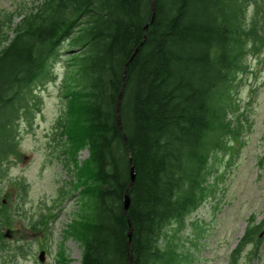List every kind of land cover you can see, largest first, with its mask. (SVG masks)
I'll return each instance as SVG.
<instances>
[{
    "label": "trees",
    "instance_id": "1",
    "mask_svg": "<svg viewBox=\"0 0 264 264\" xmlns=\"http://www.w3.org/2000/svg\"><path fill=\"white\" fill-rule=\"evenodd\" d=\"M262 10L264 0H39L18 21L0 17V179L65 60L53 139L74 160L65 233L80 264H193L178 234L213 193L218 157L241 142L234 93L246 56L264 50ZM3 203L0 241L14 216ZM261 226H247L233 257Z\"/></svg>",
    "mask_w": 264,
    "mask_h": 264
},
{
    "label": "rangeland",
    "instance_id": "2",
    "mask_svg": "<svg viewBox=\"0 0 264 264\" xmlns=\"http://www.w3.org/2000/svg\"><path fill=\"white\" fill-rule=\"evenodd\" d=\"M38 2L0 0V17L14 12L18 21V13L29 11ZM244 64L234 93L237 114L244 121L241 142L232 145L233 154L218 157L209 177L213 193L189 215L178 234L180 248L191 255L193 264H264V50L249 53ZM64 65L65 60L60 59L55 66L56 81L40 90L43 105L34 126L22 127V154L0 179V201L14 213L12 229L0 241V264H80L82 245L65 233L77 207L76 193L69 191L74 160H64L58 140L53 139L65 100L61 89ZM87 156L88 151L82 150L78 158ZM41 215L46 220L36 230L33 224ZM249 224L262 225L258 236L233 257ZM18 245H22L19 252Z\"/></svg>",
    "mask_w": 264,
    "mask_h": 264
},
{
    "label": "water",
    "instance_id": "3",
    "mask_svg": "<svg viewBox=\"0 0 264 264\" xmlns=\"http://www.w3.org/2000/svg\"><path fill=\"white\" fill-rule=\"evenodd\" d=\"M146 27H147V26H146ZM119 99H121V95H120V98H119ZM118 112H119V104H118ZM119 123H120V122H119ZM135 175H136V173H135L134 165L131 164V168H130V178H131V179H130V183H129V185H128V188H127V190H126L125 200H124V202H125V212H126V213L128 212L129 203H130L128 190H129V188L132 186V184H133V182H134V180H135ZM131 234H132V231H131V229H130V231H129L128 245H130V243H131ZM43 256H44V252L42 251V252H41V256H40V259H41V260H43ZM131 264H132V263H131Z\"/></svg>",
    "mask_w": 264,
    "mask_h": 264
}]
</instances>
